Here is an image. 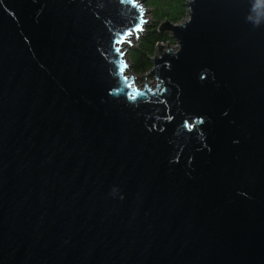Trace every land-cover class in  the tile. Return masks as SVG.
<instances>
[{"label":"water","instance_id":"obj_1","mask_svg":"<svg viewBox=\"0 0 264 264\" xmlns=\"http://www.w3.org/2000/svg\"><path fill=\"white\" fill-rule=\"evenodd\" d=\"M187 6L142 89L143 7L0 3V264H264V0Z\"/></svg>","mask_w":264,"mask_h":264},{"label":"trees","instance_id":"obj_2","mask_svg":"<svg viewBox=\"0 0 264 264\" xmlns=\"http://www.w3.org/2000/svg\"><path fill=\"white\" fill-rule=\"evenodd\" d=\"M189 0H148L154 12L158 16V20L147 28L143 36L140 38L137 47L133 48L130 53V63L135 72L145 73L153 67L152 56L156 53L161 42L170 40L168 33L159 30V24L163 20L173 23H180L188 16L187 2Z\"/></svg>","mask_w":264,"mask_h":264},{"label":"rangeland","instance_id":"obj_3","mask_svg":"<svg viewBox=\"0 0 264 264\" xmlns=\"http://www.w3.org/2000/svg\"><path fill=\"white\" fill-rule=\"evenodd\" d=\"M137 1H139L141 3L142 7L146 10V17H145L146 18V22L144 24L143 30L138 32V38H136V36L135 37L132 36L133 38H129V40L131 41L132 44L131 43H129L127 45H125V43L122 44V51L123 52L125 51L124 53H126V57L128 59H129V56H130V53H131L132 49L135 48V47H137L139 41L141 40L140 38L143 36L144 32L147 31V28L150 25H152V23H154V22H156L158 20V16L154 12V9H153L152 5L149 4V3H147L148 0H137ZM164 21H166V20H163V22ZM162 23H160L159 25H161ZM160 31L161 32L168 33L169 36H170V40L169 41H167V42H161L160 44L163 45L164 47H168V48L169 47L170 48L173 47L174 49H177L178 48V43H177V40L172 37L171 31L167 30L166 28L165 29H162ZM157 50L155 51V53L158 52ZM130 65H131V63H130ZM149 71L148 72H145V73L138 74V73L135 72V70H134L133 67H130L127 70V73L131 77L133 75L134 76V79L136 80L137 86L140 87V88H142V89H144L145 86H146V82H147V85L149 87H151V88L152 87H155L156 84H157V81H156L155 77L153 75H150L149 74Z\"/></svg>","mask_w":264,"mask_h":264},{"label":"snow or ice","instance_id":"obj_4","mask_svg":"<svg viewBox=\"0 0 264 264\" xmlns=\"http://www.w3.org/2000/svg\"><path fill=\"white\" fill-rule=\"evenodd\" d=\"M2 2H3V0H0V3H2ZM120 2L121 3H126V4H131L134 8H139V10L141 12L144 11V9L137 3V0H120ZM136 30L137 31H142L143 28H142V26L140 24H137L136 25ZM122 35L124 37L123 41H121L119 39H111L110 40V46L115 48V52L116 53L120 54L121 56H125L126 53H123L121 51V48L115 47V45L118 44V43H123V42L131 43V41L128 38L133 35V29L129 28ZM128 67H129V65L127 64V62L126 61H122L121 62V69H120L121 73L125 72L128 69ZM124 79L127 81L128 77L124 76ZM202 79H206V77H202ZM128 87L131 88V84H129ZM110 88H111V86H110ZM164 91L167 92V89L165 88ZM108 94L109 95H115V96L119 97L120 90L117 89L115 91V93H113L112 91H109ZM140 95H142V93L140 92L139 89H136L135 90V94L127 93L126 96H125V99L130 101V103H132V104H136L138 102V99H139ZM161 102L164 103L165 105H167V103H168L166 98H164ZM225 115H227V113H225ZM172 118L173 117L169 116V119H172ZM197 123L200 124V125H203L204 124V118L202 116H198L197 117ZM185 126L188 127V128L192 127V125L188 124L187 122H185Z\"/></svg>","mask_w":264,"mask_h":264},{"label":"bare ground","instance_id":"obj_5","mask_svg":"<svg viewBox=\"0 0 264 264\" xmlns=\"http://www.w3.org/2000/svg\"><path fill=\"white\" fill-rule=\"evenodd\" d=\"M145 20H146V18H145ZM132 36L133 37L137 36L136 32H134V34ZM132 36L130 38H133ZM127 44H129V43L125 42V45H127Z\"/></svg>","mask_w":264,"mask_h":264}]
</instances>
